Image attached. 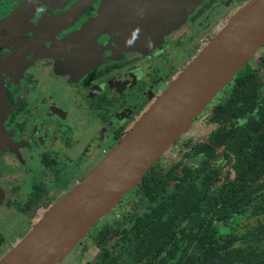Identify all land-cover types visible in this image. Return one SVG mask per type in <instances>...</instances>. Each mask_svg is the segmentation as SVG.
I'll use <instances>...</instances> for the list:
<instances>
[{"label": "flooded vegetation", "instance_id": "af4514ba", "mask_svg": "<svg viewBox=\"0 0 264 264\" xmlns=\"http://www.w3.org/2000/svg\"><path fill=\"white\" fill-rule=\"evenodd\" d=\"M171 2L0 0V85L5 95L0 243L23 237L28 212L46 200L55 176L64 177L88 153L98 158L119 140L166 87H160L163 79L182 56L178 45L194 44L201 17L220 0H203L187 13L169 16ZM263 54L259 67L247 62L260 69ZM225 85L223 99L229 91ZM259 95H264V83ZM222 100H210L192 120L202 118V125L182 141L175 156L156 163L169 166L179 160L188 142L208 143V134L220 125L210 118L212 108ZM244 122L243 117L224 124L240 127ZM213 150L210 166L220 174L212 188L224 177H234L233 158L224 156L222 146ZM203 158L199 153L183 163L198 166Z\"/></svg>", "mask_w": 264, "mask_h": 264}, {"label": "trees", "instance_id": "16d2710c", "mask_svg": "<svg viewBox=\"0 0 264 264\" xmlns=\"http://www.w3.org/2000/svg\"><path fill=\"white\" fill-rule=\"evenodd\" d=\"M261 59L260 69L246 62L226 83L228 94L210 117L220 125L208 143L188 142L179 160L147 169L133 189L146 206L120 229L110 249L100 248L96 264H264V221L243 231L231 224L246 211L264 215V54ZM243 117V126L225 127ZM214 146L233 158L234 177L212 188L220 174L210 166ZM199 153L204 158L198 166L183 163ZM215 222L228 230L220 232ZM113 230H103L100 241Z\"/></svg>", "mask_w": 264, "mask_h": 264}, {"label": "water", "instance_id": "95a60500", "mask_svg": "<svg viewBox=\"0 0 264 264\" xmlns=\"http://www.w3.org/2000/svg\"><path fill=\"white\" fill-rule=\"evenodd\" d=\"M169 16L201 0H170ZM169 18V17H168ZM264 42V0H249L201 47L103 157L43 212L0 264H55L184 132ZM2 60H0V65ZM5 95L0 85V116ZM1 118V117H0Z\"/></svg>", "mask_w": 264, "mask_h": 264}, {"label": "rangeland", "instance_id": "374dc122", "mask_svg": "<svg viewBox=\"0 0 264 264\" xmlns=\"http://www.w3.org/2000/svg\"><path fill=\"white\" fill-rule=\"evenodd\" d=\"M202 1L203 0L200 2ZM248 1L249 0H220V2L215 4V8L211 12L205 16L203 15L199 22L198 33H196V37H194V44L192 45L189 42H182V44L178 43L179 47L177 46V54L180 55L182 53V56L178 58V63L173 65V70H171L163 79L160 87L162 88L167 86L168 83L175 77V75L181 71V69L191 60V58H193L194 54H196L201 49V47L227 22V20ZM197 38L198 43L196 40ZM263 51L264 42L256 50L255 54L249 60V63L253 66L259 67L261 63L259 58ZM226 90L227 86L225 85L222 90L218 91L212 97L211 102L222 100L226 94ZM202 122V118L191 122L189 129L181 134L179 138L176 139L158 158L157 161L159 164L164 163V158L175 156L177 154L178 148L181 146L182 141L187 138L190 133H193L195 128H198L200 125H202ZM115 143L116 142H111L108 144V146L104 148L106 152L113 145H115ZM104 154L100 153V156L94 159L93 155L91 156L88 153L86 154V157H82L81 161L78 162L76 167H70L66 169L64 177L60 178L59 176H55V184L49 187L46 191V200L40 205H37L35 209L28 212L26 217L28 220L25 219L26 222L24 223V234L41 218L47 207L60 198L73 184H75L80 179L82 175H84L91 167H93L103 157ZM195 161L197 160H188L189 163H193ZM140 200L141 198L135 190L132 189L127 191L120 201L117 202L107 214L100 217L87 230L85 235L72 246L69 252L55 264H93L95 256L101 247H106L107 249L111 248L113 235H115L120 228L127 225L128 220L132 217L130 214H135V212L138 211L140 212L146 206L147 203L145 201L140 202ZM248 214L249 211H246L242 215L233 217L231 223L232 226L238 231H243L246 227L256 222L257 219L264 221V215L262 214L257 217L249 216ZM215 225L220 232H225L228 230L227 227L220 225L219 222H215ZM110 228L114 229L112 235H109L104 242L100 241L102 231L105 229L108 231ZM18 240L19 237L5 241L2 240V243H0V257L3 256Z\"/></svg>", "mask_w": 264, "mask_h": 264}, {"label": "crops", "instance_id": "0c3cea01", "mask_svg": "<svg viewBox=\"0 0 264 264\" xmlns=\"http://www.w3.org/2000/svg\"><path fill=\"white\" fill-rule=\"evenodd\" d=\"M21 239V238H20Z\"/></svg>", "mask_w": 264, "mask_h": 264}]
</instances>
